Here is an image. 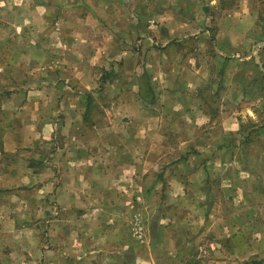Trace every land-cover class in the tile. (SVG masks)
<instances>
[{
  "label": "crops",
  "instance_id": "obj_1",
  "mask_svg": "<svg viewBox=\"0 0 264 264\" xmlns=\"http://www.w3.org/2000/svg\"><path fill=\"white\" fill-rule=\"evenodd\" d=\"M217 1L211 0V6L204 7V10H226L225 13L230 10ZM117 6L116 0H0V67L7 64L3 63L1 54L4 50L12 54L22 51L19 53L24 54V60L30 67L47 65L52 60L62 61V69L52 77L62 84L67 81L75 88L25 93L24 98L28 97L30 101L20 108L9 109L14 121L10 120L2 146V150L8 153L4 158L8 159L0 158V165L4 166L0 172V199L4 201L0 206L26 205L31 199L24 196V190L27 195L32 193L34 196L43 192L51 201L56 195L57 206L62 212L60 236L56 234L50 238V250L45 249V252L50 253L51 258L53 255L60 257V264H73V260L74 264H89L91 261L93 264V260L100 256H125L126 239L116 235L117 225L104 222L102 214L111 215L114 210L110 205L116 197H110L111 185L118 174L115 167L118 156L121 160L126 158V144L141 148L142 166L149 162H166L169 158H165L167 148L194 147L189 155L172 160L179 164L182 162V169L191 168L187 175L183 171L170 176L169 182L175 189L172 193L182 195L187 185L176 189L174 180L182 184L179 179L184 177L192 188L195 176L212 180L213 163L217 162L205 150V147L213 146V136L207 131L217 123L221 131H229L223 117H229L231 112L223 106L212 110V94L208 89L211 58L207 50L210 46L197 44L195 37L188 36L191 32L187 33V28L174 26L165 29L169 37L161 36L159 31L152 32L158 43H162L161 49L148 51L151 46L146 42L137 48L138 51H134L132 44L121 47L118 36L138 33L146 36L147 33L125 25L122 27L126 30L117 26L118 20L124 18L117 11ZM208 30L194 32L207 41ZM222 34L236 35L238 30L234 25L225 31L219 27L218 35ZM218 45L225 50L233 49L229 43ZM118 50L123 51L122 55L115 54ZM198 50L201 53H197ZM102 51H107V54ZM13 59L17 58L12 55L10 61ZM176 60L179 61L177 66L182 68L179 77L172 74L175 66L172 62ZM122 61L134 66L132 81L123 86L127 80L115 76L110 82V90L95 91L100 82L103 85L108 76L117 73L116 67ZM145 65L151 67L153 76H146L142 80L144 83L137 82L136 76L143 75V68H147ZM99 67H105L108 72L100 77L95 73ZM162 70L165 72L163 78L161 74L157 76ZM85 85L89 92L82 90ZM86 94L92 98V118L89 117L87 123ZM17 95L23 94L15 92L4 96L12 99ZM103 97L106 99L101 101ZM54 100H60L58 111ZM60 111L63 122L58 126L56 117ZM26 114L31 116L30 119H24ZM20 117L27 120L33 139H50L56 129L61 131L62 141L49 152L51 166L48 157L40 153L33 155V152H40L38 147L41 146L39 141L25 136L28 130L24 120L18 122ZM11 123L19 124L12 126ZM235 129L237 132L239 127ZM119 138L124 146L120 149L116 148ZM25 151L31 155L26 164L16 154H24ZM115 152L119 154L114 159ZM169 175L167 172L164 176ZM162 176L163 173L160 174ZM58 179L61 180L59 186ZM22 185L27 189L21 190ZM159 185L157 183V188ZM8 210L12 211L11 208ZM110 243H116L120 248L114 252L108 250ZM87 257L89 261H86Z\"/></svg>",
  "mask_w": 264,
  "mask_h": 264
},
{
  "label": "rangeland",
  "instance_id": "obj_2",
  "mask_svg": "<svg viewBox=\"0 0 264 264\" xmlns=\"http://www.w3.org/2000/svg\"><path fill=\"white\" fill-rule=\"evenodd\" d=\"M190 1L116 0L117 11L124 16L118 20L117 26L125 25L147 33L146 36L140 33L122 34L117 39L121 47L123 44H132L136 49L134 51H138L137 48L146 42L151 46L148 51H152L162 46L152 32L159 31L161 36L169 37L165 29L183 26L187 28V33L191 32L188 35L190 38L195 37L197 44L210 46L207 50L211 58L208 89L212 94V110L223 106L231 112L229 117H223V122L229 126L228 132L221 131L218 123L207 131L213 136V146H207L205 150L217 162L213 163L212 180L195 176L192 178V188L182 177L179 179L182 184L176 180L174 184L176 189L187 185L186 192L182 195L172 193L175 189L169 182L170 176L182 174L183 171L187 175L191 171L189 167L182 169V162L179 164L172 160L189 155L194 147L167 148L165 152L168 155L165 158L169 157L167 161L170 162H149L142 166L141 148L126 144L124 160L118 156L119 153L115 152L114 155V159L118 156L115 164L118 174L112 180L110 196L116 197L110 205L114 210L110 212L111 215L102 214L104 222L117 225L116 235L122 240L126 239V253L123 258L100 256L93 260V264H264V46H259L264 44V0H218L221 6L230 9L226 13V10H204V7L211 6V0ZM233 25L238 34L218 35L219 27L225 31ZM207 29L210 33L207 41L203 36L195 35V32ZM225 43L233 46L234 50H225L218 45ZM122 50L115 54L122 55ZM19 52L12 54L4 50L1 53L3 63L7 64L0 67V158L8 156L2 146L4 136L8 133L6 129L14 121L9 109L15 106L20 108L29 102L28 97L24 98L25 93L32 90H75L69 82L62 84V81L52 77L62 69V61L52 60L47 65L30 67L24 60V54ZM102 53L107 54V51ZM12 55L17 59L11 62ZM122 62L116 67L117 73L108 76L103 85L100 82L101 88L97 86L95 91L110 90V82L115 76L127 80L122 83L123 86L132 81L134 66ZM178 62H172L175 65L172 69L174 77H179L182 71L177 66ZM145 67L143 75L136 76L137 82L144 83L142 80L146 76H153L151 67ZM105 72H108L105 67H99L95 73L101 77ZM160 74L162 78L165 76L163 70L157 76ZM86 85L82 90L89 92ZM6 92L23 95L8 99L6 97L10 96H4L8 94ZM88 95L84 104L86 123L92 116V98ZM105 99L103 97L101 101ZM54 102L58 111L60 100ZM88 102L91 104L88 105ZM28 117L30 119L31 116L26 114L24 119L28 120ZM24 119L20 117L17 120L22 123ZM27 120L23 122L28 130L24 131L25 136L29 140L39 141L41 146L38 147L40 152H33V155L40 153L48 157L51 166L49 152L62 141L61 131L56 129L50 139H33ZM56 120L58 126L63 122L61 111ZM18 124L11 123L12 126ZM236 126L239 127L237 132ZM84 136L87 137L86 134ZM117 147H124L121 138L116 142ZM16 154L23 158L24 164L31 156L28 151ZM7 159L4 158V161ZM3 169L4 166L0 165V172ZM167 172L170 175L165 177ZM157 183L160 184L159 188ZM60 184L61 180L58 179V186ZM23 189L27 187L22 185ZM24 191V196L31 199L27 200L26 205L0 206V264H60V257L53 255L51 258L50 253L45 252V249L50 250V238L56 234L60 236L59 220L62 212L57 206L56 195L51 201L49 197L46 199L43 192L34 196ZM2 201L0 199V203ZM119 248L116 243L107 246L113 252ZM86 261H89V257Z\"/></svg>",
  "mask_w": 264,
  "mask_h": 264
},
{
  "label": "water",
  "instance_id": "obj_3",
  "mask_svg": "<svg viewBox=\"0 0 264 264\" xmlns=\"http://www.w3.org/2000/svg\"><path fill=\"white\" fill-rule=\"evenodd\" d=\"M259 46H264V44L262 43V44H260ZM256 57H258V56H256ZM258 63L261 65V63H260V61L258 60ZM262 69L264 70V68L262 67Z\"/></svg>",
  "mask_w": 264,
  "mask_h": 264
}]
</instances>
